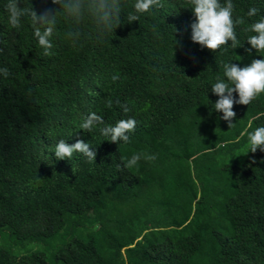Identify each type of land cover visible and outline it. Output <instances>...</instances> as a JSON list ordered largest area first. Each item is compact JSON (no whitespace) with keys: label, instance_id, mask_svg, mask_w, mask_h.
Wrapping results in <instances>:
<instances>
[{"label":"trees","instance_id":"trees-1","mask_svg":"<svg viewBox=\"0 0 264 264\" xmlns=\"http://www.w3.org/2000/svg\"><path fill=\"white\" fill-rule=\"evenodd\" d=\"M134 3L121 0V24L103 39L85 22L74 44L60 17L44 56L30 18L11 28L0 0V68L10 73L0 75V239L44 245L16 254L0 243V264H264V152H248V133L264 126V93L234 105L230 129L211 91L224 63L264 60L246 51L255 33L244 31L264 17V0H233L246 23L226 52L191 41L187 0H162L128 23ZM32 5L58 7L21 0ZM251 7L259 11L249 18ZM91 112L106 124H138L128 143H113L79 129ZM78 138L97 153L94 163L55 157L58 140ZM136 153L141 160L125 168Z\"/></svg>","mask_w":264,"mask_h":264},{"label":"clouds","instance_id":"clouds-1","mask_svg":"<svg viewBox=\"0 0 264 264\" xmlns=\"http://www.w3.org/2000/svg\"><path fill=\"white\" fill-rule=\"evenodd\" d=\"M52 3L58 7L54 11L46 9L42 13H38L33 5L21 7V0H7L5 5L8 24L11 28H20L21 19L23 17L30 18L34 36L38 41V46L43 49L44 56L52 55L50 51L53 48L51 38L60 17L71 22L73 27L69 28L65 36L74 44L80 40L79 26L82 23L91 22L95 27L98 39H103L106 34L113 31L114 27L117 28L121 24V0H52ZM187 4L194 14V20L189 25L190 39L193 43L199 44L202 49L224 52L228 50L229 41H231L230 46L233 49L240 45L235 29L239 25H244L246 21L244 17L234 15L236 6L233 0H187ZM133 7L135 12L128 13V23L137 21L141 14L151 13L153 9L162 8L164 5L162 0H135ZM258 11L256 7H251L246 15L249 18L255 17ZM244 31L255 33L248 36L247 42L251 47L246 51L251 54L255 49L257 53L264 55V17L248 24ZM222 45L225 46L223 49H221ZM2 51L3 49H0V52ZM9 74L7 68H0V75L7 78ZM119 80L118 73L111 76L113 83ZM211 91L219 97L214 103L215 111L223 113L221 119L228 123L230 129L235 127V123H233L236 118V112L233 110L234 105L248 106L258 94L264 93V60L253 59L250 64L244 67L234 63H224L223 78L219 75L216 77ZM234 94H238L239 98L237 99ZM115 104L121 107L125 113L129 111L128 106L121 104L119 99H116ZM105 106L112 108L113 100L108 98L105 101ZM137 124L138 121L132 117L120 119L114 125L106 124L101 115L91 112L79 125V129L86 133L99 131L110 142L119 144L121 141L129 142V133L136 130ZM248 145V152L256 153L258 149L264 152V126L256 127L254 131L248 133ZM54 153L58 160H71L74 153H80L89 163H94L97 156V153L92 150V146L84 139L79 138L72 144L64 139L58 140L54 147ZM141 158L142 154H133L125 160L124 167L132 169ZM143 158L149 161L156 159L154 155H145ZM252 163H255V160ZM73 172L75 173V169Z\"/></svg>","mask_w":264,"mask_h":264},{"label":"rangeland","instance_id":"rangeland-1","mask_svg":"<svg viewBox=\"0 0 264 264\" xmlns=\"http://www.w3.org/2000/svg\"><path fill=\"white\" fill-rule=\"evenodd\" d=\"M0 243L6 244L16 254H23L44 247V245L40 242H27L22 244H16L12 239H10V237L7 236L6 232L2 233Z\"/></svg>","mask_w":264,"mask_h":264}]
</instances>
